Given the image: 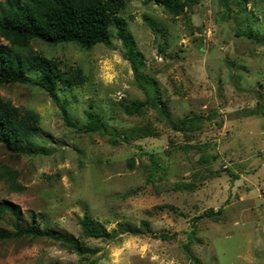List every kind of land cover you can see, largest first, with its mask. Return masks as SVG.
Returning a JSON list of instances; mask_svg holds the SVG:
<instances>
[{
    "label": "rangeland",
    "instance_id": "rangeland-1",
    "mask_svg": "<svg viewBox=\"0 0 264 264\" xmlns=\"http://www.w3.org/2000/svg\"><path fill=\"white\" fill-rule=\"evenodd\" d=\"M168 1L178 8L124 0L118 13L143 87L114 26L109 44L89 49L31 41L62 71H82L69 89L59 82L56 97L76 125L91 111L103 132L67 125L34 71L27 83L0 84V97L38 114L28 143L44 149L18 155L0 144V167L15 169L23 186L0 178V201L21 212L3 213L0 231L12 234L34 213L40 229L96 249L9 235L0 237V264H264V0H227L224 16V0ZM152 95L164 112L132 108ZM85 214L107 239L83 234Z\"/></svg>",
    "mask_w": 264,
    "mask_h": 264
},
{
    "label": "trees",
    "instance_id": "trees-1",
    "mask_svg": "<svg viewBox=\"0 0 264 264\" xmlns=\"http://www.w3.org/2000/svg\"><path fill=\"white\" fill-rule=\"evenodd\" d=\"M171 10L178 7L168 0H156ZM242 4V2H239ZM124 0H0V37L7 44H0V84L27 83L28 73L34 71L39 76L32 81L45 90L61 110L63 120L69 126H77L85 132H103V121L88 111L86 120L80 126L72 121L66 107V101L57 99L55 90L59 82H67L68 89L83 81V74L76 69L71 74L59 68V60L55 57H46L32 48L31 41L39 40L48 45L59 43H75L85 49L97 43L109 44L111 27L116 28V34L124 47V57L130 62L133 76L141 85L139 72L141 60L131 34L125 28V22L118 15ZM222 14H229V4L223 1ZM222 16V17H223ZM260 99V96L258 95ZM156 95L144 101H137L132 105L135 110H142L146 105L158 106L165 111ZM260 113L264 116V103ZM186 119H184L183 124ZM40 130L39 116L32 109H23L11 101L0 97V144L13 154H34L44 152L28 143L32 135ZM155 161V159H153ZM156 162V161H155ZM0 178L8 182L9 187L22 190L23 186L17 181V171L8 166L0 167ZM10 212L20 217L18 206L0 201V216ZM212 212L206 214L210 215ZM35 214H31L28 225L15 222L14 232L9 234L0 231V237L19 235L46 236L68 245L78 254L94 253L95 248L82 246L73 236H63L50 233L46 228L40 229L34 224ZM84 235L94 238L107 239L108 233L99 222L93 221L85 214L81 221ZM155 237L169 238L164 233L154 234ZM188 249V246H186Z\"/></svg>",
    "mask_w": 264,
    "mask_h": 264
}]
</instances>
